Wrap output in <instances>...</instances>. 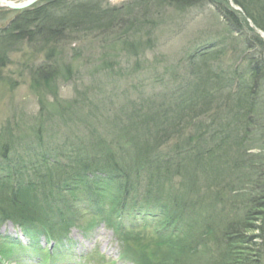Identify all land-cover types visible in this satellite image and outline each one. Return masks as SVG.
<instances>
[{"label": "trees", "instance_id": "trees-1", "mask_svg": "<svg viewBox=\"0 0 264 264\" xmlns=\"http://www.w3.org/2000/svg\"><path fill=\"white\" fill-rule=\"evenodd\" d=\"M234 2L244 12L229 0H43L0 28V68L26 46L45 55L32 72L36 91L53 95L43 93L41 130L57 127L73 146L52 154L39 151V139L20 145L29 159H3L0 226L12 221L30 243L0 236V264L16 251L55 262L68 254L73 228L87 235L98 223L131 251L133 264H264V39L247 19L264 30V0ZM209 5L226 35L196 47L189 69L173 73L176 85L162 95L114 110L82 92L60 98L58 76L73 77V66H60L61 44L103 41L138 56L154 44L139 35L150 7ZM71 52L78 59L86 48ZM56 116L63 118L52 122Z\"/></svg>", "mask_w": 264, "mask_h": 264}, {"label": "rangeland", "instance_id": "rangeland-1", "mask_svg": "<svg viewBox=\"0 0 264 264\" xmlns=\"http://www.w3.org/2000/svg\"><path fill=\"white\" fill-rule=\"evenodd\" d=\"M125 1L108 0L112 5H121ZM229 1L233 6V2ZM139 11L137 15L140 14ZM16 12L0 8V28L5 26ZM145 15L149 23L140 29V39L152 38L151 42L154 44L145 48L138 56L130 57L129 51L122 46H119L120 49H113L109 47V43L103 41L90 44L87 41L89 39L83 43L82 40H71L61 44L67 53L64 58H60V66H73V77L70 74L67 79L68 72L58 76L55 87L60 98L72 100L82 92L79 98H85V94H88V102L94 103V106L114 110L124 107L131 100L139 101L151 96L156 97L158 94L160 96L176 85L173 73L184 74L189 69V56L196 47L215 42L227 33L224 20L213 5L188 10H180L175 6H153ZM247 19L250 24L252 19ZM250 26L252 27L251 24ZM115 31L125 32V27ZM88 44L91 46L88 47ZM73 47H85L86 52L81 58L74 59L71 52ZM232 54L233 52L229 56ZM44 62L45 55L35 54L34 50L26 46L20 53H13L10 63L0 68V164L3 159L8 161V164L19 163L17 157L19 159L20 156L29 159L24 147L21 148L20 145L28 142L33 144L39 139L41 141L36 143L39 151L50 150L55 154L61 148L73 149L70 148L69 142L65 144V138L58 134L57 127L49 126L48 130H52L51 132L41 130L42 118L43 115L47 118L45 111L49 105L45 102L43 109L40 102L43 95L48 94L51 99L53 95H50L46 88L40 93L36 91L32 72ZM62 118L56 116L52 122H58ZM62 129L68 128L62 126ZM6 145L7 158H3L2 151ZM0 236H5L10 241L19 239L25 245L30 243V239L21 232L20 227L10 220L0 226ZM39 243L41 246L47 245L42 235L39 237ZM64 248L68 250V254L55 262L47 261L48 264H132L134 258L131 251L127 252L123 242L116 238L113 230L103 223L96 224L87 235L80 229L73 228L69 239L64 241ZM19 253L21 256H27L26 260L17 262L14 256ZM13 255L8 257L4 264L42 262L41 254L35 252L16 251Z\"/></svg>", "mask_w": 264, "mask_h": 264}, {"label": "water", "instance_id": "water-1", "mask_svg": "<svg viewBox=\"0 0 264 264\" xmlns=\"http://www.w3.org/2000/svg\"><path fill=\"white\" fill-rule=\"evenodd\" d=\"M42 0H20V1H13V0H0V8H6L7 10H24L35 6L37 3L41 2ZM233 6L236 9L242 10L238 7L233 0ZM252 26L255 27L256 30L263 36L264 38V30L256 27L252 20H250Z\"/></svg>", "mask_w": 264, "mask_h": 264}, {"label": "bare ground", "instance_id": "bare-ground-1", "mask_svg": "<svg viewBox=\"0 0 264 264\" xmlns=\"http://www.w3.org/2000/svg\"><path fill=\"white\" fill-rule=\"evenodd\" d=\"M11 226V224H9Z\"/></svg>", "mask_w": 264, "mask_h": 264}]
</instances>
